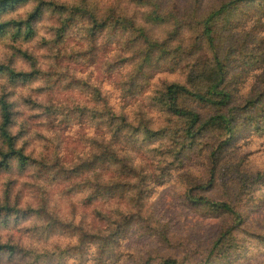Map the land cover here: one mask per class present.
Masks as SVG:
<instances>
[{"label": "clouds", "instance_id": "obj_1", "mask_svg": "<svg viewBox=\"0 0 264 264\" xmlns=\"http://www.w3.org/2000/svg\"><path fill=\"white\" fill-rule=\"evenodd\" d=\"M0 264H264V0H0Z\"/></svg>", "mask_w": 264, "mask_h": 264}]
</instances>
